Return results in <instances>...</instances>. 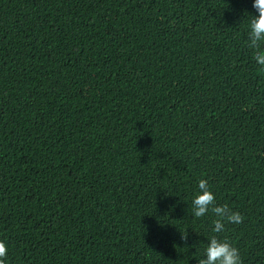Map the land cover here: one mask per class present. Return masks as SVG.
Masks as SVG:
<instances>
[{
    "label": "trees",
    "instance_id": "trees-1",
    "mask_svg": "<svg viewBox=\"0 0 264 264\" xmlns=\"http://www.w3.org/2000/svg\"><path fill=\"white\" fill-rule=\"evenodd\" d=\"M254 15L253 0H0L6 264H197L213 235L264 264ZM202 178L242 223L192 215Z\"/></svg>",
    "mask_w": 264,
    "mask_h": 264
},
{
    "label": "clouds",
    "instance_id": "clouds-1",
    "mask_svg": "<svg viewBox=\"0 0 264 264\" xmlns=\"http://www.w3.org/2000/svg\"><path fill=\"white\" fill-rule=\"evenodd\" d=\"M253 8L257 15L251 16L249 21L247 47L253 50V59L260 66V70L264 71V0H253ZM33 152L37 154L40 149L35 148ZM198 189L191 201L192 215L200 218L211 212L215 217L212 221L213 233H223L225 223L240 224L243 222V216L238 211H233L227 204L218 205L216 203V197L210 190L207 179L202 178L198 181ZM168 218L171 219L169 214ZM181 239H187L186 231L181 235ZM201 249L199 247L198 252ZM7 255V244L0 239V264H6ZM198 257L197 264H251L250 262L243 263L239 249L233 246L228 239L218 238L217 235L209 238L205 250L202 249Z\"/></svg>",
    "mask_w": 264,
    "mask_h": 264
}]
</instances>
